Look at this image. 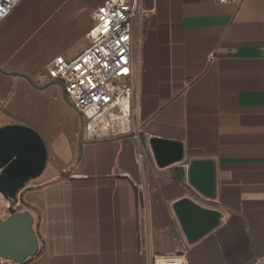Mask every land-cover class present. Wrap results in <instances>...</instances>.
I'll return each mask as SVG.
<instances>
[{
	"label": "crops",
	"instance_id": "0c3cea01",
	"mask_svg": "<svg viewBox=\"0 0 264 264\" xmlns=\"http://www.w3.org/2000/svg\"><path fill=\"white\" fill-rule=\"evenodd\" d=\"M104 1L21 0L0 23V128L29 127L47 149L14 207L0 196V221L33 219L38 253L23 264H255L264 257V0H140L137 114L126 133L90 139L46 66L87 48ZM151 138L179 143L181 161L158 166ZM193 160L213 166L211 196L190 184ZM184 198L220 215L193 243L172 208Z\"/></svg>",
	"mask_w": 264,
	"mask_h": 264
},
{
	"label": "built area",
	"instance_id": "2783aa9c",
	"mask_svg": "<svg viewBox=\"0 0 264 264\" xmlns=\"http://www.w3.org/2000/svg\"><path fill=\"white\" fill-rule=\"evenodd\" d=\"M20 1L0 0V23ZM214 1L224 4L242 0ZM143 16L140 0L104 1L93 13L87 48L70 60L57 56L46 66L48 77L61 83L72 107L84 119L90 139L102 130L129 127L135 119L138 104L132 92V40L133 28L140 26ZM262 263L264 257L255 264ZM0 264L15 263L0 258ZM149 264L186 263L180 256H153Z\"/></svg>",
	"mask_w": 264,
	"mask_h": 264
},
{
	"label": "water",
	"instance_id": "95a60500",
	"mask_svg": "<svg viewBox=\"0 0 264 264\" xmlns=\"http://www.w3.org/2000/svg\"><path fill=\"white\" fill-rule=\"evenodd\" d=\"M149 145L158 166L179 162L182 148L179 143L151 138ZM47 149L40 135L21 125L0 128V196L12 206L25 184L43 172ZM204 171V181L199 178ZM188 180L197 190L211 196L213 166L207 160H193L188 166ZM173 211L189 243L206 235L219 224L220 215L206 210L184 198L173 204ZM33 219L26 212L11 213L0 221V258L23 264L38 253V239L32 227Z\"/></svg>",
	"mask_w": 264,
	"mask_h": 264
},
{
	"label": "bare ground",
	"instance_id": "6f19581e",
	"mask_svg": "<svg viewBox=\"0 0 264 264\" xmlns=\"http://www.w3.org/2000/svg\"><path fill=\"white\" fill-rule=\"evenodd\" d=\"M119 129H120L121 131H123V130H125V127L120 126Z\"/></svg>",
	"mask_w": 264,
	"mask_h": 264
},
{
	"label": "rangeland",
	"instance_id": "374dc122",
	"mask_svg": "<svg viewBox=\"0 0 264 264\" xmlns=\"http://www.w3.org/2000/svg\"><path fill=\"white\" fill-rule=\"evenodd\" d=\"M129 87L131 88V86H130V85H129ZM16 202H17V201H16ZM16 202H15V203H16ZM15 203H14V204H13L11 207H14Z\"/></svg>",
	"mask_w": 264,
	"mask_h": 264
}]
</instances>
